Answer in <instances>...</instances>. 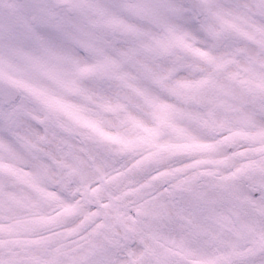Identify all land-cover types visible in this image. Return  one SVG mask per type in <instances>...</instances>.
I'll return each instance as SVG.
<instances>
[{"label":"snow or ice","instance_id":"snow-or-ice-1","mask_svg":"<svg viewBox=\"0 0 264 264\" xmlns=\"http://www.w3.org/2000/svg\"><path fill=\"white\" fill-rule=\"evenodd\" d=\"M0 264H264V0H0Z\"/></svg>","mask_w":264,"mask_h":264}]
</instances>
